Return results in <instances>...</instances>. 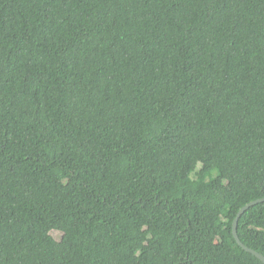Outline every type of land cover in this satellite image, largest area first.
Wrapping results in <instances>:
<instances>
[{"label": "trees", "instance_id": "obj_1", "mask_svg": "<svg viewBox=\"0 0 264 264\" xmlns=\"http://www.w3.org/2000/svg\"><path fill=\"white\" fill-rule=\"evenodd\" d=\"M263 198L264 0H0V264H263Z\"/></svg>", "mask_w": 264, "mask_h": 264}, {"label": "water", "instance_id": "obj_2", "mask_svg": "<svg viewBox=\"0 0 264 264\" xmlns=\"http://www.w3.org/2000/svg\"><path fill=\"white\" fill-rule=\"evenodd\" d=\"M261 203H264V198L263 199H258V200H255L253 202H250L248 203L247 205H245L243 208H241L236 216V218L233 220V226H232V232H233V235L238 243V245L243 249L245 250L246 252L252 254L253 256H255L257 259H259L263 264H264V256L258 252H256L255 250L247 247L246 245H244L241 240L239 239V236H238V232H237V227H238V222H239V219L240 217L247 211L249 210L251 207L255 206V205H258V204H261Z\"/></svg>", "mask_w": 264, "mask_h": 264}]
</instances>
